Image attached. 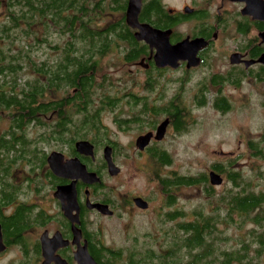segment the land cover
<instances>
[{
    "label": "flooded vegetation",
    "instance_id": "1",
    "mask_svg": "<svg viewBox=\"0 0 264 264\" xmlns=\"http://www.w3.org/2000/svg\"><path fill=\"white\" fill-rule=\"evenodd\" d=\"M86 7L95 11L93 25L127 28L129 41L109 35L110 50L100 60L113 61L121 74L113 72L110 78L100 66L89 90L91 111L84 108L81 114L84 101L76 89L63 85L55 94L60 97L44 96L40 113L29 123L9 121L0 130V261L9 257L5 264H77L75 253L83 247L99 264L97 251L102 258V248H122L103 241L99 220L127 216L125 227L132 228L136 215L174 212L175 172L169 170L171 163L160 164L154 156H170L175 140L202 129L208 111L224 116L238 101L249 102L254 91L264 111V65L258 62L264 55V13L248 9L247 0H88ZM135 23L168 33L171 47L186 43L185 52H196L191 62L197 59L198 64L179 59L175 67L157 65V46L130 27ZM244 88L250 93H241ZM9 110L14 108L0 107V120L6 121ZM107 117L115 132L132 138L115 140L102 123ZM140 138H145L143 149L137 146ZM78 142L90 144L93 157L80 154ZM105 148L119 168L116 175L108 173ZM51 155L72 167L54 173ZM117 155L124 156L129 171L118 164ZM74 162L98 181L76 177ZM224 170L211 166L206 177L214 171L224 183ZM133 177L144 179L146 193L131 185ZM136 199L147 208L138 207ZM95 204L107 206L112 215L91 209Z\"/></svg>",
    "mask_w": 264,
    "mask_h": 264
},
{
    "label": "trees",
    "instance_id": "2",
    "mask_svg": "<svg viewBox=\"0 0 264 264\" xmlns=\"http://www.w3.org/2000/svg\"><path fill=\"white\" fill-rule=\"evenodd\" d=\"M87 1L0 0V13L4 12L0 16V107L14 108L4 116L8 124L9 121L18 126L24 121L29 123L36 113H40L39 103L44 96L57 98L55 94L63 89V85L76 89L77 98L84 101L79 108L81 114L86 113L84 108L92 110L89 102L93 93L89 90L92 77L101 71V58L110 50L111 41L107 38L115 35L129 40L126 27L93 25L95 11L86 7ZM53 34L63 40L50 47L55 52V62L36 63L31 56V48L34 44H48V37ZM28 69L33 73V79L19 83ZM222 109L223 112L228 111V108ZM262 146L264 131L257 141L247 143L251 157L264 161ZM154 157L160 164L172 162L171 157L164 154ZM235 164L234 161L226 162L225 166L221 162L212 164V168L220 172L225 169L230 183V188L216 199H211L214 187L209 185L206 174L181 176L175 173L172 180L174 204H177L182 188L201 187L203 196L210 199L209 205L212 206V200L215 203L208 213L204 214L201 208H197L190 221L181 211L164 213L165 221L182 219L175 225L176 237L172 241L156 248L138 239L130 242L126 249L114 251L104 247L102 258L98 257V251L96 253L97 262L264 264V186L258 182L262 172L258 169L254 174L253 184L250 176L233 169ZM230 229L234 234L228 233Z\"/></svg>",
    "mask_w": 264,
    "mask_h": 264
},
{
    "label": "rangeland",
    "instance_id": "3",
    "mask_svg": "<svg viewBox=\"0 0 264 264\" xmlns=\"http://www.w3.org/2000/svg\"><path fill=\"white\" fill-rule=\"evenodd\" d=\"M3 14L4 12L0 13V16ZM48 41V44H34L31 48V56L36 63L46 61L48 64H52L55 62V52L50 47L63 42V40L53 34L48 37ZM100 65L103 66L102 73L110 78H114L113 72L120 73L117 69L119 66L114 64L113 61L107 62V58ZM24 76L19 83L23 84L34 77L29 69L25 71ZM115 76L119 77L118 75ZM240 91L244 95L250 93V90L246 88ZM58 97H60L59 94ZM249 97V102L238 101L234 104L232 111L224 116H218L208 111L205 122L202 121L201 123L202 129L175 140L173 153L170 154L172 162L169 170L181 176H198L207 174L208 168L215 162H221L225 166L226 162L234 161L236 164L233 169H238L244 175L250 176L253 184H255L254 174L260 169L262 172L260 178L262 179L259 178L258 182L261 187L264 186V161L251 157L246 144L249 141H257L264 131V111L261 109L263 105L260 99L261 96L257 91L250 93ZM102 123L106 128H109L113 138L120 143L126 142L127 139L130 140L134 135L130 134L127 138L124 134L115 132L109 117L104 118ZM6 128L7 122L0 120V130ZM262 147L264 148V146ZM213 151L220 152L214 153ZM123 157V155H117V162L129 171L130 166L125 164ZM131 185L146 193V190H144L146 182L142 177H133ZM229 185L230 183L225 180L223 185L216 186L213 189L211 199L219 198L225 190L230 188ZM209 201L210 199L207 200L203 196L201 187L196 189L182 188L179 192V200L173 210L183 212L186 214L185 219L190 221L192 212L197 208H201L204 214L208 213L209 209L215 204L212 200V206H210ZM180 220L182 221V219L165 221L164 214L148 213L136 215L133 225L131 224L132 228L129 227L130 225L127 228L125 227V222H129L127 216L123 219H101L99 220L101 222H97V226L102 231L103 241L115 248L122 247L121 249H126L129 246V239L133 237H136L139 241H144L147 246L156 248L159 245L165 246L167 242L172 241L173 237H176L175 225ZM228 233L234 234L232 229ZM7 259L9 257L1 260L0 264H5ZM262 262L264 263V255Z\"/></svg>",
    "mask_w": 264,
    "mask_h": 264
},
{
    "label": "water",
    "instance_id": "4",
    "mask_svg": "<svg viewBox=\"0 0 264 264\" xmlns=\"http://www.w3.org/2000/svg\"><path fill=\"white\" fill-rule=\"evenodd\" d=\"M249 2V8L251 10L258 9L259 11H262L264 13V2H261L260 5H257L254 0H247ZM130 27L133 29H140L143 34L145 35V41L149 44H153L154 46H157L158 56H157V65L159 66H165V65H172L175 67L177 65V62L179 59L187 60L189 62L193 61V58L196 56V52L194 53H188L185 52V48L187 47L186 43H182L181 45L177 47H171L169 45L168 41V33L155 31L149 27H139L135 23V25L131 24ZM197 43V42H196ZM186 55V56H185ZM159 61V62H158ZM258 62L262 63L264 65V55L259 58ZM175 63V64H174ZM198 64L197 59H195L194 62H191V64H188V66H196ZM162 130V129H161ZM159 130L158 133H162V131ZM145 139V138H144ZM142 138L138 141V148L143 149L144 143ZM76 148L80 154H83L85 156L93 157V151L92 146L88 144L87 142H78L76 144ZM110 149L105 148L103 153L104 161L107 164L108 173L110 175H116L119 172V168L113 165L114 163L111 161V154L109 153ZM57 155H51L49 158V163L52 171L54 173H58L59 171L66 172L72 167V163H68L66 165H60L53 161L54 157ZM74 170L77 172L76 177L81 178L83 180L85 179H91V182H97L98 179L96 178L95 174L87 173L85 170V167L80 165L78 162H74ZM78 164V165H77ZM207 179L210 186H221L223 184V178L216 174L214 171L209 172L207 175ZM138 207L146 209L147 204L143 202L142 199H136L135 200ZM91 209L97 210L99 213H101L102 216H109L112 215L107 206L104 205H90ZM67 215V214H65ZM68 216V215H67ZM3 244L1 241V232H0V251H2ZM86 247L79 248L77 252L75 253V259L77 261V264H97L89 255H87Z\"/></svg>",
    "mask_w": 264,
    "mask_h": 264
}]
</instances>
